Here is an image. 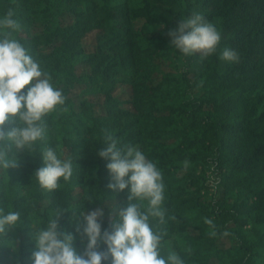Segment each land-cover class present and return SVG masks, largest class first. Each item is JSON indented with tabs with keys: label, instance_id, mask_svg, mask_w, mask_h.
<instances>
[{
	"label": "trees",
	"instance_id": "1",
	"mask_svg": "<svg viewBox=\"0 0 264 264\" xmlns=\"http://www.w3.org/2000/svg\"><path fill=\"white\" fill-rule=\"evenodd\" d=\"M9 9L20 24L11 38L66 100L44 117V140L17 152V167L0 170V209L21 214L0 236V264H32L33 231L54 216L61 232L73 234L78 254L87 243L80 212L117 203L113 214L104 211L102 231H111L130 191L107 187L110 160L98 152L109 134L162 173L164 222L149 220L162 234V256L175 252L184 264H264V0H0V18ZM194 12L220 30L221 49L206 59L183 56L186 70H171L168 33ZM224 47L239 61L221 60ZM121 83L131 86L128 102L115 94ZM79 87L77 101L71 94ZM176 90L186 92L184 100ZM47 147L73 167L71 179L53 191L35 178ZM201 163L217 176L212 192L196 175ZM9 242L18 243L17 253Z\"/></svg>",
	"mask_w": 264,
	"mask_h": 264
},
{
	"label": "clouds",
	"instance_id": "2",
	"mask_svg": "<svg viewBox=\"0 0 264 264\" xmlns=\"http://www.w3.org/2000/svg\"><path fill=\"white\" fill-rule=\"evenodd\" d=\"M14 16V10L9 9L0 18V29L7 30L0 39V170L17 167V152L31 150L44 140V117L56 112L66 100L62 90L52 83L51 76L41 69L17 39L11 38L12 33L20 28ZM168 35L171 45L184 56L199 54L201 59H206L221 49L220 30L199 12L183 18L178 28L170 30ZM219 58L230 63L239 61L238 53L227 47L222 48ZM26 86H29L27 91L22 92ZM8 125L14 126L9 129ZM105 141L106 147L98 155L110 160L107 168L112 182L107 187L113 191L129 189L128 206L119 210L111 231H102L105 215L102 208L87 214L80 212L82 235L87 241L82 254H78L73 246V234L61 232L57 216L51 217L46 226L33 231L32 264H102L109 259L111 264H184L175 252L166 258L161 255L162 234L154 232L149 223L150 218L164 222L161 171L135 147H118V141L110 134ZM42 157L44 166L35 172L42 189L56 190L61 179L65 182L71 179L73 167L70 159L62 158L53 147L44 149ZM184 167H188V161H184ZM130 201H146L147 207L142 211V203ZM20 221V212L9 210L5 213L0 209V236ZM204 222L215 227L211 219L205 218ZM100 242L106 245V251L98 250Z\"/></svg>",
	"mask_w": 264,
	"mask_h": 264
},
{
	"label": "rangeland",
	"instance_id": "3",
	"mask_svg": "<svg viewBox=\"0 0 264 264\" xmlns=\"http://www.w3.org/2000/svg\"><path fill=\"white\" fill-rule=\"evenodd\" d=\"M98 32L95 31L92 34H89L86 38V42L88 44H91L93 42V39L95 37V35ZM184 55H182L178 50H176L173 46H171V50H170V59L167 61L168 65L171 67V70H176V71H180V72H184L186 70L185 67V62H184ZM131 86L127 83H121L116 91L115 94L118 95L123 101L128 102L131 99ZM82 93V89L79 87L76 90H74L72 92V96H74L76 98V100H80L83 98ZM186 92L184 90H176L175 92V96L177 101H181L185 99V94ZM82 95V96H81ZM91 99H95L94 96L90 97ZM127 107H130V105H127ZM70 130L74 129V125L69 126ZM196 175L197 176H201L204 177L206 180V185H209L211 188L209 189L211 192L214 190V184H215V180H216V175H214V172L212 171V169L210 168V165L207 163H201L198 165V169L196 171ZM206 190V189H205ZM118 207L117 203H109L106 204L104 207H100L102 208L104 211H106L107 213H109L110 215L113 214L114 210ZM228 244V243H227ZM4 246L0 245V253L2 251V248ZM7 247H10L13 251V253H17L19 251V245L18 243H13V242H9V244H7ZM224 263H227V259L223 261ZM222 262V263H223Z\"/></svg>",
	"mask_w": 264,
	"mask_h": 264
}]
</instances>
